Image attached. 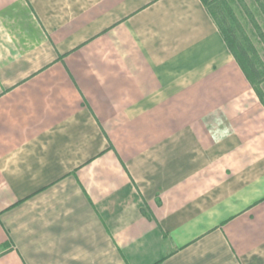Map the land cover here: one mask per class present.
Listing matches in <instances>:
<instances>
[{"label": "crops", "instance_id": "1", "mask_svg": "<svg viewBox=\"0 0 264 264\" xmlns=\"http://www.w3.org/2000/svg\"><path fill=\"white\" fill-rule=\"evenodd\" d=\"M0 264H264V105L202 0H0Z\"/></svg>", "mask_w": 264, "mask_h": 264}, {"label": "rangeland", "instance_id": "2", "mask_svg": "<svg viewBox=\"0 0 264 264\" xmlns=\"http://www.w3.org/2000/svg\"><path fill=\"white\" fill-rule=\"evenodd\" d=\"M202 1L222 36L227 33L242 45L254 62L259 76L248 68L251 85L264 105V0Z\"/></svg>", "mask_w": 264, "mask_h": 264}, {"label": "trees", "instance_id": "3", "mask_svg": "<svg viewBox=\"0 0 264 264\" xmlns=\"http://www.w3.org/2000/svg\"><path fill=\"white\" fill-rule=\"evenodd\" d=\"M223 37L230 49V51L234 54L236 57L241 69L244 71L247 79L249 80L250 83H252L250 74L248 72V68H251V70L259 76V72L256 69L254 62L249 58L248 53L245 51L242 45H236L235 40L231 38L227 33L223 34ZM262 100V99H260Z\"/></svg>", "mask_w": 264, "mask_h": 264}]
</instances>
